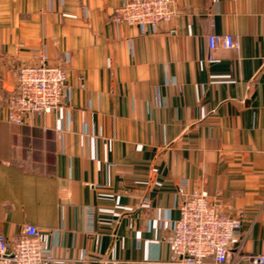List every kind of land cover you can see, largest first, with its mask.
<instances>
[{
    "label": "crops",
    "instance_id": "crops-1",
    "mask_svg": "<svg viewBox=\"0 0 264 264\" xmlns=\"http://www.w3.org/2000/svg\"><path fill=\"white\" fill-rule=\"evenodd\" d=\"M123 1L0 0V234L10 245L36 226L46 264H181L168 240L184 179L241 220L229 261L252 264L264 254V0H174L147 35L111 23ZM210 34L238 48L209 51ZM41 61L65 69V100L12 124L17 69Z\"/></svg>",
    "mask_w": 264,
    "mask_h": 264
},
{
    "label": "built area",
    "instance_id": "built-area-1",
    "mask_svg": "<svg viewBox=\"0 0 264 264\" xmlns=\"http://www.w3.org/2000/svg\"><path fill=\"white\" fill-rule=\"evenodd\" d=\"M174 0H124L114 7L111 23L136 27L139 34L154 33L160 22L174 16ZM220 44L238 48L232 35H208L209 51ZM66 71L45 62L22 64L17 69L14 90L6 97V118L21 125L30 115L43 116L64 102ZM178 217L170 220L169 249L181 264H232L229 250L241 240V220L218 210L205 191L187 190L182 179L175 188ZM91 217V208L87 210ZM51 246L44 243L36 226L25 224L12 244L0 234V264H46ZM211 259V261H207ZM264 264V254L251 258Z\"/></svg>",
    "mask_w": 264,
    "mask_h": 264
}]
</instances>
